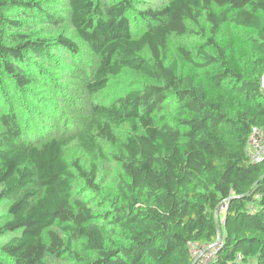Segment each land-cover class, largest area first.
Masks as SVG:
<instances>
[{
  "label": "trees",
  "instance_id": "trees-1",
  "mask_svg": "<svg viewBox=\"0 0 264 264\" xmlns=\"http://www.w3.org/2000/svg\"><path fill=\"white\" fill-rule=\"evenodd\" d=\"M57 2L0 0V264H193L217 236L210 264H264V0ZM51 67L93 99L61 131Z\"/></svg>",
  "mask_w": 264,
  "mask_h": 264
},
{
  "label": "rangeland",
  "instance_id": "rangeland-1",
  "mask_svg": "<svg viewBox=\"0 0 264 264\" xmlns=\"http://www.w3.org/2000/svg\"><path fill=\"white\" fill-rule=\"evenodd\" d=\"M66 2L65 0H59V2L56 3V7L59 9L60 12H62L63 15H66L67 9H66ZM67 17V16H66ZM66 26H64L62 28L63 31H66L67 33L69 32V29L67 28L69 25L65 24ZM231 35V28L230 25H226L223 27V31L221 36H223V38H227L228 36ZM196 42L195 40L191 39V38H176V37H172L170 38V40L168 41V58L170 57H177V52H176V47L177 45H186V46H190V45H194ZM87 57V56H86ZM88 58V57H87ZM47 65V64H46ZM50 65V64H48ZM52 68V67H51ZM87 68L89 67V64L87 66ZM87 68L85 69V72L87 71ZM55 69V68H52ZM184 71H186L188 69V66H183L182 68ZM55 79L58 80L59 83L70 85L71 87V93L73 95L76 96L75 100H70V102L66 103V98L62 95V93H59L58 91H51L48 90L46 91V100L48 101H54L57 102V100L59 101V104L54 107L53 109H51L49 106L50 105H45L44 103H42L41 107H43L44 114H47L46 118L49 119L50 124H54L55 125V129L57 131H61V129L63 127H67L66 124V120L70 123L71 125H76L77 123H82V116L85 115V108L87 107V105L89 104V102H91L93 99L91 96H86V95H76L75 94V90L77 88V84L75 83L78 82V80H75L74 83H72L70 80V78H68V75L63 71V70H59V69H55ZM137 79H139L138 75L132 74L130 72H127L125 74H123L122 76H120L119 78H115L114 80H112L111 82V86L108 89V93L111 92H115L116 90H118L122 84H127L129 83L128 81L133 80V81H137ZM263 87V86H262ZM264 90V87H263ZM69 92V90L67 89V93ZM67 95V94H65ZM99 98H101V96L96 97V100H98ZM101 100V99H100ZM50 104V103H47ZM1 105V104H0ZM39 106V105H38ZM1 107V106H0ZM47 108L49 110H47ZM31 113H41L39 112H31ZM65 115V121L61 122L60 121V116L61 115ZM104 150H106L108 153L109 152H114V148L112 145L105 143L104 144ZM249 152L251 153L252 151L249 149ZM99 179L106 184L108 187L113 185V180L115 178L114 174L116 173V167L113 163L109 162V160H106L105 162H101L99 164ZM218 211V214L220 212ZM221 216V215H220Z\"/></svg>",
  "mask_w": 264,
  "mask_h": 264
},
{
  "label": "built area",
  "instance_id": "built-area-1",
  "mask_svg": "<svg viewBox=\"0 0 264 264\" xmlns=\"http://www.w3.org/2000/svg\"><path fill=\"white\" fill-rule=\"evenodd\" d=\"M262 86L264 87V75L262 76ZM251 129L252 131L248 138V146L252 152L249 153L252 160L258 161L260 157L264 156V131L258 127H252ZM219 237L220 236H217L214 241L207 244L192 243L189 245V252L193 259V264H210L217 250L216 248L220 245ZM238 259H240V256H238Z\"/></svg>",
  "mask_w": 264,
  "mask_h": 264
},
{
  "label": "crops",
  "instance_id": "crops-1",
  "mask_svg": "<svg viewBox=\"0 0 264 264\" xmlns=\"http://www.w3.org/2000/svg\"><path fill=\"white\" fill-rule=\"evenodd\" d=\"M263 75H264V74H263ZM219 215H222V216L224 215V214H223V208L220 209Z\"/></svg>",
  "mask_w": 264,
  "mask_h": 264
},
{
  "label": "water",
  "instance_id": "water-1",
  "mask_svg": "<svg viewBox=\"0 0 264 264\" xmlns=\"http://www.w3.org/2000/svg\"><path fill=\"white\" fill-rule=\"evenodd\" d=\"M217 211H218V209H216V210H215V213H214V215H216ZM216 216H217V215H216Z\"/></svg>",
  "mask_w": 264,
  "mask_h": 264
}]
</instances>
